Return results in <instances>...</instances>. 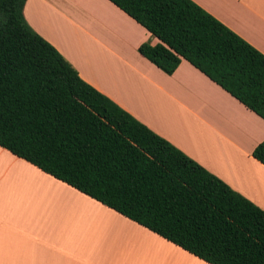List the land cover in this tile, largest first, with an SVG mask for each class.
I'll list each match as a JSON object with an SVG mask.
<instances>
[{"label":"trees","instance_id":"trees-1","mask_svg":"<svg viewBox=\"0 0 264 264\" xmlns=\"http://www.w3.org/2000/svg\"><path fill=\"white\" fill-rule=\"evenodd\" d=\"M264 121V55L190 0H108ZM0 0V148L207 264H264V211L83 82ZM264 166V139L251 152Z\"/></svg>","mask_w":264,"mask_h":264},{"label":"crops","instance_id":"crops-1","mask_svg":"<svg viewBox=\"0 0 264 264\" xmlns=\"http://www.w3.org/2000/svg\"><path fill=\"white\" fill-rule=\"evenodd\" d=\"M264 55V0H190ZM27 25L78 77L264 211L251 157L264 121L180 59L166 75L137 48L159 41L108 0H25ZM0 264H207L0 148Z\"/></svg>","mask_w":264,"mask_h":264}]
</instances>
